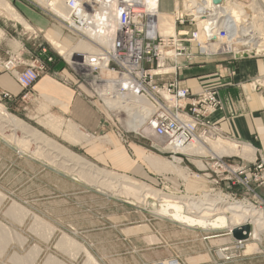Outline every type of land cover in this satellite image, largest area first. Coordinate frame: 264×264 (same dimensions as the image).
Returning <instances> with one entry per match:
<instances>
[{"label":"rangeland","instance_id":"rangeland-1","mask_svg":"<svg viewBox=\"0 0 264 264\" xmlns=\"http://www.w3.org/2000/svg\"><path fill=\"white\" fill-rule=\"evenodd\" d=\"M7 1L31 24L33 30L24 29L0 10V29L2 30L0 62H4L12 52H21L25 60L38 59L43 63L47 70L45 75L53 80L61 82L58 72L71 76L72 80H77L71 75L69 64L74 62L80 64L76 60L79 56L77 54L65 56L62 50H70L82 38L79 35L69 33L63 24V20L50 12L40 0H25V2L19 0L36 13L35 19L30 20L15 4L16 0ZM170 7H172V0H160L159 9L161 11L163 9L170 11ZM173 10L172 8V16L175 17ZM51 38H55L64 46L61 44L58 48L52 46ZM9 51L11 52L9 53ZM48 56L53 58L51 62H47ZM199 60L206 61L207 69L211 68L208 70V74H225L226 71L223 68L232 64V61L225 56L201 57L197 59L195 64H198ZM0 68L2 67L0 66ZM190 68L191 66L183 69V71ZM183 71H180V77H182ZM229 71L232 72L233 70L230 69ZM61 84L64 88L73 86L62 82ZM247 86L248 90L253 91L248 84ZM82 88L84 87L82 86ZM257 92L259 93L258 90ZM84 93L88 94L86 91ZM75 96H77V92L73 97ZM80 96L87 100L83 93ZM36 97L39 98L33 97L23 105L9 106L4 101H0V104L10 114L99 168L112 170L117 174H125L164 193L177 196H201L205 193L215 196L222 194L230 199L246 200L254 207L264 209V200L254 198L252 194L238 184L232 187H228L227 183L224 182L219 185L214 184L208 174L205 175L204 172H200L205 170V164L200 159L191 158V164L181 158L182 156L171 154L180 159L179 166L181 168L197 176L194 179L185 180L180 174L174 172L156 171V173L144 161V157L151 155L168 160L171 155L162 150L161 146L130 131L124 133L128 141L125 147L130 164H125L123 168L120 167V170H117L111 166V158L102 151L108 149L106 148L108 147L106 141L109 142L110 138H116L114 131L117 128L123 130L122 125L114 119L110 112L105 110L98 100L94 102L95 105L92 104L93 109L87 106V110L89 109L90 112L84 111L82 116L84 123L90 124V128H84L74 118L75 112L70 110V105L68 108H62L51 102H46L47 98L44 97V100L41 94ZM41 106L46 107L47 110L42 111V108L40 110ZM48 115L61 119L65 126L70 123L80 126L88 135V140L75 145L63 140L60 135L58 136L42 125L43 122L47 121ZM106 120L112 124L107 125ZM62 129L65 130L66 128L62 127ZM109 132L111 137H103ZM0 138L6 144L0 146V172L8 169L0 180V193L2 194L0 197V264H47L50 259V261H56L58 264H90L86 258L87 253L98 264H101L94 253L98 252L96 254L99 255V252L104 248L107 250L121 248V244H117L115 239L116 232L107 228L108 225L118 219H122L121 228L125 235L123 247L125 253L118 260L121 264H162V262L170 264H264V226L259 229L262 231L260 239L250 237L240 245L236 243L237 240L232 237L227 228L206 231L180 225L153 213L158 205L154 200L149 199L146 203L140 204L109 191L100 190L83 181H78L77 177L73 176L74 173L57 167L54 163L52 164V158L56 163L60 160L46 146L33 143L29 146L30 152L39 146L43 158L22 151L9 139L2 136ZM254 151L256 152V149ZM45 156L51 159H46ZM199 160L204 164L203 168L198 165ZM195 166L200 171H197ZM37 171L42 172V175H38V179L44 186L45 198L49 196L50 185L55 184L59 190L56 192V199L59 201L57 210L61 215L62 227L57 228L58 231L54 235L55 227L38 214L31 213V218L27 217L28 212L24 207L25 214L20 212L10 214L8 212L13 202L22 205L21 199L23 195H26L27 187L30 192H36L35 185L37 182L34 176ZM12 191H16V196L8 194ZM257 191L259 196L264 198V193L259 189ZM33 215L38 216L51 227L48 228L44 224L34 222ZM27 218H29L28 221ZM69 224L79 228L78 231L70 228ZM250 227L252 228L251 225ZM82 229L86 231L80 232ZM63 234L70 237L82 249H77L75 245L70 246L68 243L62 244ZM151 236L152 238H149ZM43 242H46L48 251L53 255L48 257L46 260L48 262L44 260L45 255H38L40 247H43L41 245ZM169 246L174 248V253L173 251L171 253L177 255L178 261L176 259L164 260L167 259L166 256L168 257ZM157 259H160V262ZM109 264H116V259H110Z\"/></svg>","mask_w":264,"mask_h":264},{"label":"built area","instance_id":"built-area-1","mask_svg":"<svg viewBox=\"0 0 264 264\" xmlns=\"http://www.w3.org/2000/svg\"><path fill=\"white\" fill-rule=\"evenodd\" d=\"M202 1L204 3H198L192 11H185L181 0V12L175 10L174 17L177 33L171 36H162L157 30L160 0H153L152 6L146 0H90L86 3L68 0L67 5L71 9V19L78 26L93 25L91 18L96 13L95 5L100 7L101 2L104 6L114 3L116 16V30L110 46L98 54L82 57L79 59L81 64H69L77 83L87 88L91 98L102 105L96 92L97 83L103 88L106 86L114 97L123 100L136 97L147 101L150 110L142 113L143 125L150 128L154 137L170 146L161 149L170 155H180L186 161H190V157L206 162L210 158L180 150L196 141L205 143L206 139H214L204 137H227L211 119L212 114L223 109L218 90L216 87L192 90L177 76L201 57L225 56L235 61L246 55L264 60V0H212V4ZM239 5L243 6L242 14ZM66 25L69 26L67 22ZM74 28L77 31L79 27ZM46 60L51 62L53 58L48 56ZM0 66L14 76L23 90H29L47 72L38 59L25 60L21 52L10 53ZM102 66L116 75L112 87L100 82ZM61 73L58 72L61 82L73 85L72 77ZM253 81L256 84L252 87ZM248 85L264 98V74ZM75 90L82 94L78 87ZM3 96L10 98L7 93ZM124 133L128 131L118 129L120 136ZM138 135L154 142L144 134ZM211 162L213 166L204 171L195 167L208 174L216 185L221 182L227 183L228 187L238 184L254 198L264 200L257 191L264 193L263 153H258L253 161L223 156Z\"/></svg>","mask_w":264,"mask_h":264},{"label":"bare ground","instance_id":"bare-ground-1","mask_svg":"<svg viewBox=\"0 0 264 264\" xmlns=\"http://www.w3.org/2000/svg\"><path fill=\"white\" fill-rule=\"evenodd\" d=\"M40 1L45 5L46 8H48L50 12L63 20V24L69 31V33L73 35H79L82 38L78 40L79 42L77 41L78 43L75 44L70 50H62L65 56L77 54V56L79 57L78 59L76 58V60L79 61V59H82V57H87L88 54H98L100 51H102L103 48H108L110 46L111 38L113 37L116 30L114 3L108 6H104L101 2L100 7L95 5L96 13L94 17L91 18V23L93 25L85 27L78 26L77 23L71 19V9L67 5L68 0ZM76 1L86 3L90 0ZM97 1L98 0H96V2ZM189 1L190 3H188ZM207 1L212 4V0ZM146 2H148V4L151 6L153 5V0H146ZM234 2L236 4H241L237 1ZM198 3L204 2L202 0H182L185 11H192L193 8L198 5ZM180 4L181 0H172V7H170V11L165 9H163L162 11L160 10L158 14L157 30L162 36H171L177 33L175 30L174 17L172 16V8L174 9L173 11L178 10V12H181ZM0 10L5 15H7L8 18L14 20L24 29L33 30L31 24L28 23L15 10V8L10 5L7 0H0ZM81 21L83 22L82 19ZM66 22L69 24V26L66 25ZM74 27L79 28H77L76 31ZM1 36L2 30L0 29V38ZM51 42L52 46L57 48L63 45L55 38H51ZM14 54H19V52H14ZM100 77V82L104 81L107 84L109 83V87H112V82L116 78V75L109 68H104L102 66L100 69ZM255 84L256 81L254 82V85ZM96 92L100 96L103 105L106 108L105 110L108 113L110 112L111 115L115 117L114 119L122 125L123 129L135 134H144L145 136L153 139L154 144H157L161 147H170L168 146L166 141L154 137L150 128L143 125L142 113H147L148 110H150V106L147 101L138 99L136 97H129L127 100H123L121 97H114L113 95H110V92L106 86L105 88L102 87L101 83H97ZM46 98V101L51 102L52 104H65L53 97L46 96ZM123 101L126 102L123 103ZM41 108L42 111L47 110V108H44V106H41L40 110ZM42 125L58 134V136L60 135L63 140L72 145L78 144L81 141L88 140V135L84 133L83 129H81L80 126L73 123L65 126L64 122L61 119H58L51 115H48L47 121L43 122ZM62 127H65L66 129L63 130ZM123 135L125 136V134ZM0 136L5 139L11 140L16 144L18 148H20L24 152H30L29 146L32 143L35 145L41 144L43 146H46V148L51 150L52 153H55V156L60 160V162L56 163L53 158L51 159L46 156L45 158L49 160L51 159L52 164H56L57 167L74 173L73 176L77 177L78 181H83L88 185L99 188L100 190L109 191L112 194L123 196L126 199L133 200L140 204L146 203V201L149 199L154 200L158 205L153 213L160 217L167 218L180 225H184L187 227L189 226L191 228L194 227L195 229H202L206 231L227 228L231 233L233 228L241 227L244 224H250L252 228L250 227L248 238L251 237L253 239H260L261 237L262 231L259 229L264 226L263 208H256L246 200H234L230 199L228 196H223L222 194H217L215 196L205 193L201 196H177L171 193H164L163 191H160L158 189H152L148 187V185L140 183L139 181L130 178L125 174H117L112 170L99 168L90 161L66 149L64 146L52 140L36 128L10 114L1 104ZM204 138L214 139H206L205 143L196 141L194 144L179 150L191 155L199 154L210 158L206 162L202 160L205 164V169L206 165L208 167L213 166V162L211 161L216 157L230 155L240 157L247 161H253L254 159H256L258 153H263L257 151V149L255 152V149L250 144L238 143L231 138L221 136ZM36 148L37 149L31 150L30 153L33 156L36 155L44 158V156L41 155L39 151L40 147L37 146ZM174 155H171L168 160L166 158L162 159L160 157L150 155L145 156L144 161L155 172H174L180 174L185 180L197 178L196 175L188 173L186 170L181 168L179 166L180 159ZM200 160L198 161V165L203 168L204 164ZM1 195L2 194L0 193V197ZM8 212L10 214L19 212L25 214L24 208L20 205H17L15 202H13V205L8 209ZM33 216L34 222L40 223L42 225L44 224L48 228L51 227L50 224L46 223L38 216ZM248 238L239 239L237 240V243L242 245L243 241L247 240ZM65 243H68L70 246L75 245L77 249H82L79 248L78 245H76V243L70 237H68L66 234H63L62 244ZM86 256L87 261L90 264H98L89 253H87ZM50 260L47 264H58L56 261L52 262ZM163 263L164 262H162V264ZM164 264L170 263L165 262Z\"/></svg>","mask_w":264,"mask_h":264},{"label":"crops","instance_id":"crops-1","mask_svg":"<svg viewBox=\"0 0 264 264\" xmlns=\"http://www.w3.org/2000/svg\"><path fill=\"white\" fill-rule=\"evenodd\" d=\"M22 2H25V0H22ZM22 2L16 0L15 4L22 10L29 20L35 19L34 17H36V13L34 10L28 6H25ZM10 52L11 51H9V53ZM207 66L208 65L206 64V61L199 60V63L192 65L190 69L185 71L182 70V77H180L181 72H179L177 77L182 81V83L195 91L206 87H216L219 98L223 105V109L212 114L211 119L218 123V126L221 128L223 134L226 135L227 138H231L238 143L250 144L253 148L264 153V98L257 91H251L247 88L248 82L257 76L264 74V60L261 58L246 57L232 61V64L223 68V70L226 72L222 75L219 73L208 74V70L211 68L209 67L210 69H207ZM230 69L233 71L230 72ZM254 82L255 81L251 83L252 87L254 86ZM82 86V84H78L77 81L74 80L73 86L64 88L62 87L61 82L55 81L48 75L43 74L29 90H23L10 72L0 68V101H4L5 104H9V106H15L17 104L23 105V103H26L33 97L39 98L36 96H40V94L43 96V98H46V96L53 97L60 102L65 103L63 105L61 103L56 104L59 107L68 108L70 105V110L75 112V117H73L83 125L82 127L90 128V124L84 123L82 116L84 111L90 112L89 109L87 110V106L90 108L92 107L93 109L94 106L92 104L95 105L94 102L97 100L92 99L89 90L83 86L86 93H88L85 94L84 88H82ZM76 87L82 91L87 100L81 98L79 93H77V96L73 97L77 92L75 90ZM4 93L9 94L10 98L3 96ZM106 123L107 125L112 124V122L108 120H106ZM114 135L116 138H110L109 142L106 141L108 145L106 148L108 149L105 151L103 150L102 152H106L107 157L111 158V166L117 170H120V167L123 168L125 164H130V161H128L129 155L127 154L125 147V144L128 141L126 136H120L118 134V129L114 131ZM105 136L111 137L110 132L103 137ZM4 145L6 144L4 143L3 139L0 138V146ZM109 147L111 148L109 149ZM94 152H96V150H94ZM188 163L192 164L191 161ZM7 170L8 169L6 168L2 173L0 172V180L7 173ZM41 171H43V169H41ZM41 171H37L34 176V179H36L37 182L35 185L36 192H30L29 188L27 187L28 190H26V195H23L21 199V206L24 207L28 212L27 217L31 218L30 214L36 213L44 220L48 221L53 227H55V230L53 231L54 235L56 231L62 227L60 217L61 215L57 210L59 207V201L56 199V192H59V190L55 184H52L49 186V196L46 198L44 197L45 189L43 184L40 183V179H38V175H42ZM8 194L11 196H16V191L8 192ZM28 220L29 218H27V221ZM121 222L122 219H118L107 226V228H110L116 232L115 239L117 244H121V248L114 250H107L104 248L99 252V255L96 254L98 252L94 253L101 264H109L110 259H116V264H121L118 262V260L125 253L123 249L125 245V235L121 228ZM68 226L76 231L79 229L73 227L70 224ZM85 231L86 230L83 229L80 230L82 233ZM160 236L162 237V235ZM149 238H152V236ZM45 244L46 242L41 244L43 247H40L38 255H45L44 260L46 261L48 257L52 255V253L48 251V248ZM173 250V247H168V257L166 256L167 259L164 260H175L177 258V255L175 256L173 254ZM172 251L173 253H171ZM159 260L160 259H157L158 262H160Z\"/></svg>","mask_w":264,"mask_h":264},{"label":"water","instance_id":"water-1","mask_svg":"<svg viewBox=\"0 0 264 264\" xmlns=\"http://www.w3.org/2000/svg\"><path fill=\"white\" fill-rule=\"evenodd\" d=\"M214 1H217V0H214ZM238 9L241 14L244 12V9L242 6H239ZM243 57L246 58L247 56L244 55ZM249 233H250V226L248 224H244L241 227L233 228V230L231 231L232 237L236 240L248 238Z\"/></svg>","mask_w":264,"mask_h":264}]
</instances>
